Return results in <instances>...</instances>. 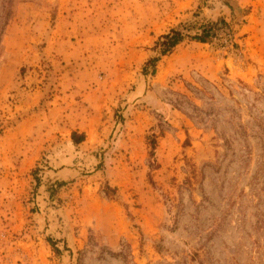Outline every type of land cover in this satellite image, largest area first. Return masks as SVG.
Wrapping results in <instances>:
<instances>
[{
  "label": "rangeland",
  "instance_id": "rangeland-1",
  "mask_svg": "<svg viewBox=\"0 0 264 264\" xmlns=\"http://www.w3.org/2000/svg\"><path fill=\"white\" fill-rule=\"evenodd\" d=\"M0 264H264V0H0Z\"/></svg>",
  "mask_w": 264,
  "mask_h": 264
},
{
  "label": "trees",
  "instance_id": "trees-1",
  "mask_svg": "<svg viewBox=\"0 0 264 264\" xmlns=\"http://www.w3.org/2000/svg\"><path fill=\"white\" fill-rule=\"evenodd\" d=\"M226 22L223 19L214 21V20H208L206 22L201 23L198 26V30L195 34L189 35V27L190 25L185 23L181 24L179 27H172L169 32L164 33L160 35L158 40L155 42V50H158L160 55H166L173 51V49L182 41H184L187 37H191L192 40L198 41V42H208L214 37L215 30L225 24ZM159 60V57H152L150 58L146 66H153V72L155 71V66L157 61ZM73 140L76 144H79L85 139V134L81 133L80 135L76 132L73 133ZM149 144L151 147L150 155L151 157L155 154V149L157 146V139L156 135H149ZM113 191L111 187H107V193L110 194ZM53 249L55 252L59 253L60 249L57 247V243L55 241H50Z\"/></svg>",
  "mask_w": 264,
  "mask_h": 264
}]
</instances>
